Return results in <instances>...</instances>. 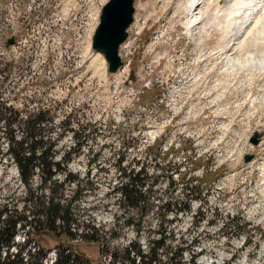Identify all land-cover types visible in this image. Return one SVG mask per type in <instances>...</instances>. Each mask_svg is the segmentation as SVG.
<instances>
[{"label": "rangeland", "instance_id": "rangeland-1", "mask_svg": "<svg viewBox=\"0 0 264 264\" xmlns=\"http://www.w3.org/2000/svg\"><path fill=\"white\" fill-rule=\"evenodd\" d=\"M106 1L0 0V108L16 111L21 121L9 130L20 141L26 117L47 112L55 161L77 148L72 133L79 136L64 164L77 180L60 189L67 202L80 190L71 204L77 221L69 242L107 264L117 252L123 258L132 242L146 253L164 231L168 249L160 264L176 253L182 264H264V71L250 65L264 57V20L225 54L217 44L234 19L215 9L225 0H211L210 27L194 36L186 33L179 0H134V20L119 49L123 67L108 74L91 47ZM65 118L70 125L62 124ZM4 133L0 122V208L23 214L27 189ZM140 169L143 199L132 210L117 191L126 182L120 171ZM56 179L62 183V176ZM39 180L36 174L33 189ZM91 227L98 241L87 243ZM37 229L18 230L10 251L29 239L26 250L42 246L50 264L57 241L40 242Z\"/></svg>", "mask_w": 264, "mask_h": 264}, {"label": "trees", "instance_id": "trees-1", "mask_svg": "<svg viewBox=\"0 0 264 264\" xmlns=\"http://www.w3.org/2000/svg\"><path fill=\"white\" fill-rule=\"evenodd\" d=\"M4 71V69H3ZM2 105V104H0ZM0 122L5 126V138L8 148L7 155L14 162L20 182L27 189L24 199V213L19 214L15 210L0 208V264H45L48 250L42 246L31 250H26L30 244V240H24L23 245L15 252L10 251V242L18 230H24L26 227L32 228L33 225L39 226L33 234L40 240L43 237L52 236L57 241L56 257L52 264H105L101 261L93 262L87 258L75 245L69 241L75 240L76 234L73 233L77 219L72 213L71 204L75 203L79 198L80 190L76 187L74 194L69 202L63 199V193L60 189L66 182H75L77 177L71 175L66 170V165L71 160V154L78 150V134L73 132V138L77 140V144L72 151L66 155L57 157L52 153L53 144L45 132V122L47 120V112L38 111L29 114L22 124L24 138L16 141L13 130H9L12 125L21 124L18 113L12 109L5 107L0 108ZM68 118L62 121L64 126H68ZM61 138V136L59 137ZM25 145V146H24ZM123 158L118 156V166L122 163ZM36 174L40 177L38 188L33 189L31 183ZM144 172L140 169L134 173L133 170L120 171V176L125 179L117 191L124 201V205L132 210L142 202V191L145 185ZM62 176V183H58L57 177ZM78 185V184H76ZM41 194H38L37 191ZM45 191L46 197L42 195ZM170 205V203H166ZM27 213V215H26ZM126 225H133V217L126 220ZM78 228V227H77ZM91 233L84 236V241L96 242L97 230L90 228ZM163 232H160L159 238L152 242L146 253H143L140 245L132 242L126 246L121 254L115 253L110 256L107 264H115L119 262L124 264L128 260V264H160L159 254L168 249L165 243ZM26 250V251H25ZM182 251V250H181ZM177 255V253H176ZM176 255H171L164 264H182L176 260Z\"/></svg>", "mask_w": 264, "mask_h": 264}, {"label": "bare ground", "instance_id": "bare-ground-1", "mask_svg": "<svg viewBox=\"0 0 264 264\" xmlns=\"http://www.w3.org/2000/svg\"><path fill=\"white\" fill-rule=\"evenodd\" d=\"M183 1L185 4V5H183L184 7L182 6L183 2L180 0L178 1V7L181 8L182 10H184V12H185L184 17L186 18V23H185L186 33L190 34L191 36H194L198 33L199 34L200 33L205 34L207 27L209 28L210 24H211L209 21L210 17H208L209 15H207V12L209 10V7L213 8V6H212L213 0L212 1L211 0H183ZM213 2H215V1H213ZM224 2L225 3L221 4V6H216L218 3L217 2L215 4V6H216L215 9L217 10L218 15H220L219 12H221V13L223 12V14H221V15H223V16L225 15L226 17L231 16V18L234 19V23L232 24L231 29H229L230 31L226 32V36H225L224 40H222L223 43H220V44H222V46L219 45V42L217 45H218V47H223V45H224L225 47H223V48H225V49L221 50V48H220V51L224 52L225 54L226 53L232 54L233 52H235L237 47H239L241 44V41L239 40V38H242L244 35H247V33L250 31L249 30L250 28H253L255 25L259 24L262 20H264V0H225ZM217 12H213L214 16H216L215 13H217ZM238 54L240 56L239 52H238ZM253 55H255V54H253ZM233 56H235V55H233ZM239 56H237V57H239ZM248 56L249 55H247L246 57H248ZM248 58H250V57H248ZM251 59H252V57L250 58V60ZM250 65L252 67H256L257 69L264 71V57L262 58L261 56H259L257 58L252 59Z\"/></svg>", "mask_w": 264, "mask_h": 264}, {"label": "water", "instance_id": "water-1", "mask_svg": "<svg viewBox=\"0 0 264 264\" xmlns=\"http://www.w3.org/2000/svg\"><path fill=\"white\" fill-rule=\"evenodd\" d=\"M134 12V0H108L100 11L99 22L91 38V47L103 56L108 74H115L123 66L119 49L128 37L127 30L133 22ZM11 44L9 41L8 46ZM129 80H135L132 72ZM258 139L259 134H254L251 143L257 145ZM251 159V155L243 158L245 163Z\"/></svg>", "mask_w": 264, "mask_h": 264}, {"label": "built area", "instance_id": "built-area-1", "mask_svg": "<svg viewBox=\"0 0 264 264\" xmlns=\"http://www.w3.org/2000/svg\"><path fill=\"white\" fill-rule=\"evenodd\" d=\"M55 255L54 253L49 256V263L51 264L54 261Z\"/></svg>", "mask_w": 264, "mask_h": 264}]
</instances>
